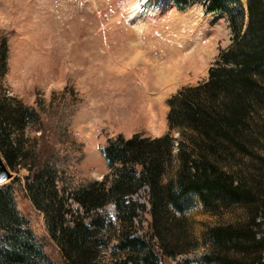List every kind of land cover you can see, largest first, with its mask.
<instances>
[{
    "label": "trees",
    "instance_id": "16d2710c",
    "mask_svg": "<svg viewBox=\"0 0 264 264\" xmlns=\"http://www.w3.org/2000/svg\"><path fill=\"white\" fill-rule=\"evenodd\" d=\"M173 1L180 9L201 1L206 12H227L231 45L220 51L205 81L182 86L166 99L164 134L118 135L106 142L101 153L112 171L102 179L66 195L58 187L57 169L23 138V128L37 122L38 114L0 91V154L10 168L28 170L27 195L45 214L67 264H160L190 252L196 238L178 215L188 207L185 197L191 193L219 217L239 211L203 230L208 250L195 264H264V0H247L245 23L241 7L228 9L239 0ZM1 47L5 71V42ZM142 187L148 191V238L135 228L146 211L133 197ZM110 203L116 235L112 257L104 262L99 254L108 239L102 231L112 223L97 210ZM23 224L10 184H1L0 264H55Z\"/></svg>",
    "mask_w": 264,
    "mask_h": 264
},
{
    "label": "rangeland",
    "instance_id": "374dc122",
    "mask_svg": "<svg viewBox=\"0 0 264 264\" xmlns=\"http://www.w3.org/2000/svg\"><path fill=\"white\" fill-rule=\"evenodd\" d=\"M238 6L245 23L247 0L229 4L228 9ZM176 15H186L191 24L179 27ZM197 34L204 41L211 37L203 55L193 53L190 38ZM232 34L227 12H206L201 1L180 9L173 0H0V49L5 42L7 51L5 71L0 58V91L38 114L37 122L23 128V138L57 169L58 187L68 195L78 185L112 171L101 153L109 139L164 134L166 99L182 86L205 81L220 51L231 45ZM171 136L176 139L179 134L173 130ZM7 167L11 176L0 185L10 184L23 228L31 230L55 264H67L48 232L45 214L27 195L28 170ZM147 192L142 187L133 196L146 205L135 224L136 233L146 238L150 234ZM185 200L188 207L178 216L196 238V246L163 258L160 264H195L208 250L203 230L239 212L219 217L205 209L195 194ZM72 207L78 208L74 203ZM97 214L112 223L102 231L108 246L101 248L99 257L105 262L112 257L116 235L114 205H105Z\"/></svg>",
    "mask_w": 264,
    "mask_h": 264
},
{
    "label": "bare ground",
    "instance_id": "6f19581e",
    "mask_svg": "<svg viewBox=\"0 0 264 264\" xmlns=\"http://www.w3.org/2000/svg\"><path fill=\"white\" fill-rule=\"evenodd\" d=\"M186 15H176L175 16V20H177V25H179V27H181V26H185V22H188V24H191V22H189V21H187L186 20V17H185ZM211 17V16H210ZM188 19V18H187ZM191 19V18H190ZM192 20V22H197V19L195 20H193V19H191ZM209 20H213L212 19V17L211 18H209ZM208 20V21H209ZM214 21V20H213ZM210 22V21H209ZM176 22H174L173 24H175ZM202 23H203V20H201V24H199V25H202ZM192 25H194L195 26V24L194 23H192ZM198 25V24H197ZM211 26H213V24H211L210 23V27ZM198 29V28H197ZM199 30V29H198ZM197 30V31H198ZM212 31H213V29H211ZM196 31V32H197ZM183 34V33H182ZM184 36H186L185 35V33L183 34ZM201 37V35L200 34H197L196 35V37H192V38H190V42L193 44V53H198V55H200L201 54V52L202 53H204V52H207V50H208V48H210V45H211V41H210V38H208V40L207 39H205V41L204 40H202V38H200ZM188 44V41L187 42H185V44ZM185 44H183L184 45V47H186V45ZM190 44V43H189ZM184 49V48H183ZM196 51V52H195ZM201 55H203V54H201ZM162 71V75H165V74H168L167 73V71L166 70H160L159 72H161ZM160 74V73H159ZM159 77H161V76H159ZM160 79H162V77L160 78Z\"/></svg>",
    "mask_w": 264,
    "mask_h": 264
},
{
    "label": "water",
    "instance_id": "95a60500",
    "mask_svg": "<svg viewBox=\"0 0 264 264\" xmlns=\"http://www.w3.org/2000/svg\"><path fill=\"white\" fill-rule=\"evenodd\" d=\"M11 171L8 169L3 157L0 154V183H3L5 180L10 178Z\"/></svg>",
    "mask_w": 264,
    "mask_h": 264
}]
</instances>
